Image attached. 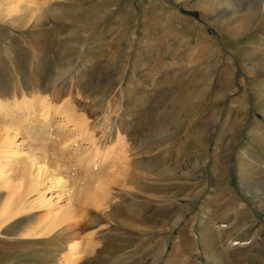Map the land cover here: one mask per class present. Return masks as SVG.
<instances>
[{
	"label": "rangeland",
	"instance_id": "obj_1",
	"mask_svg": "<svg viewBox=\"0 0 264 264\" xmlns=\"http://www.w3.org/2000/svg\"><path fill=\"white\" fill-rule=\"evenodd\" d=\"M0 173V264H264V0H0Z\"/></svg>",
	"mask_w": 264,
	"mask_h": 264
},
{
	"label": "bare ground",
	"instance_id": "obj_2",
	"mask_svg": "<svg viewBox=\"0 0 264 264\" xmlns=\"http://www.w3.org/2000/svg\"><path fill=\"white\" fill-rule=\"evenodd\" d=\"M263 4V3H262ZM263 6V5H262ZM44 113H41L39 115V119H43L42 121H44L45 117H44ZM12 141L8 142L9 144H11ZM16 157V156H15ZM40 158V157H39ZM38 158V156H34V155H30L27 157V162H28V167L26 169V173H25V178L30 180V184H29V189L30 190H33L35 187H36V184H37V177L38 175H40L42 172L45 171V165L42 164L41 160ZM35 170L36 171V178H33L31 176V170ZM1 175V173H0ZM58 184H62V185H65V182L62 181V179L60 180H57ZM97 195H99L97 192H93L92 195H91V204L94 206V207H98L97 204H99V200H97ZM3 200V203L1 201V204H0V207H1V215H7V213L10 212V206L12 205V200L10 197H5L2 199ZM2 205V206H1Z\"/></svg>",
	"mask_w": 264,
	"mask_h": 264
}]
</instances>
